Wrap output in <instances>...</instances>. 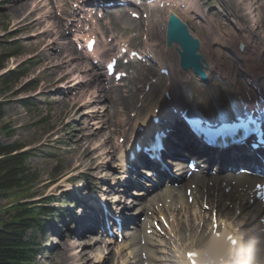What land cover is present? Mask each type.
Instances as JSON below:
<instances>
[{"label": "rangeland", "instance_id": "374dc122", "mask_svg": "<svg viewBox=\"0 0 264 264\" xmlns=\"http://www.w3.org/2000/svg\"><path fill=\"white\" fill-rule=\"evenodd\" d=\"M69 1L0 0V144H18L22 145L23 149H28L30 157L27 165L37 174L36 181L29 186L25 194L14 198L10 195H0V219L3 220L13 214L10 205L16 199H23L22 202L29 200L31 205H46V214L38 216L36 220L41 228L33 231L30 228L25 231V238H31L34 242L33 254L39 253L31 264H81L82 260L73 262L72 259L66 258L70 253L79 251H82L86 258L84 264L97 262L112 264L115 261V255H118L115 253L116 250L120 252L118 256L124 257L126 250L123 247L111 246L112 243L106 245L105 242L97 241L91 249H86L88 243L94 241L92 238L94 236L87 234L83 237L77 236L79 239L73 251L69 250L71 246L68 247L71 243L70 239L77 235L75 234L78 231L77 226L81 222L79 217L84 201L82 203L78 193L80 196H88L92 188L96 192H101L103 187L105 194L110 198L111 193H106L110 192L108 189L118 186L124 179L120 176L119 162L114 157L110 158L112 154L110 146L115 144L119 136L114 134L113 123H110L104 115L107 103L104 100L94 101L95 94H91L89 90L95 84L84 83L82 77L78 76L79 73H76L74 64L70 62V56L62 57V54H58L62 47L60 45L69 41L64 30L65 21L71 13L69 3L72 0ZM193 1L191 0L190 3ZM219 1L214 0L211 6L213 11L218 9ZM59 3L62 5L59 6ZM227 3L233 9H237L239 14H243L244 18H249L251 23H258L259 29L257 28L255 33L257 38L254 37V39L262 44L264 12L256 10L254 5L255 8L252 7L251 0H227ZM56 9L59 10V14L55 11ZM146 11L145 14H149ZM231 14L234 15L233 12ZM121 15L135 20L136 24H128L130 21L124 19L115 25L109 24L108 21L106 24H101L100 28L105 30L104 33L106 30L111 31L115 38L127 37L134 47L143 46L144 41H147L146 26L141 20L130 18L127 13ZM58 21L64 26L62 30L66 40L55 34ZM148 23L149 21L147 25ZM228 28L230 29V25ZM149 46L150 44H147V51L150 49ZM214 48L212 45L211 49ZM49 53L54 54L50 59ZM95 67L99 66L95 65ZM125 68L136 71V76L133 78L130 76L122 86L123 90H134L133 106L136 107L137 96L143 92V85L148 79L147 75L153 74L154 71L152 68L139 64ZM15 70L26 73L16 79H6V75ZM65 75L66 77L61 78ZM104 92L108 93L105 89ZM131 109L130 107L127 110L129 117H132ZM121 128L125 131L126 125ZM107 137L109 140L104 142L103 140ZM103 142L104 147L93 151L95 146ZM116 143L124 142L118 140ZM85 148L90 152L91 159L83 156ZM90 161L93 165H89ZM80 163L82 165H79ZM123 190L126 193L123 201H119L120 206L126 211H131L133 208L129 209L130 207L127 206L139 195L133 193L132 186ZM27 195L32 198H27ZM60 214H64L61 220ZM207 225L209 224L206 220L195 222L191 235H189L190 231L183 232L178 244L185 247L196 244L198 238L208 240ZM231 226L236 230L237 226ZM57 230L63 233L58 234ZM65 234L67 237L64 236ZM66 240H69L68 244ZM57 248H64L65 254L61 255L59 251H56L59 250ZM97 254L99 255L96 258ZM169 255L166 254L170 257ZM254 262L264 264V258L261 255L255 258Z\"/></svg>", "mask_w": 264, "mask_h": 264}, {"label": "bare ground", "instance_id": "6f19581e", "mask_svg": "<svg viewBox=\"0 0 264 264\" xmlns=\"http://www.w3.org/2000/svg\"><path fill=\"white\" fill-rule=\"evenodd\" d=\"M251 1H252V7L256 6V10L258 9L259 11H262L264 4H262V5L259 4L261 2V0H251ZM191 4L195 9L192 11L193 15H195L196 12L201 11V9H200L201 5H199V2L197 0H194ZM145 8H148V7H145ZM169 11H172L181 20L185 21L188 25V28H189L191 34L194 37L199 39L200 50H201V53L203 55V58L207 61V63L209 64L210 67H213L214 72H218L222 75L230 77L231 81H229L227 83H223L220 86V84L217 83V81L211 75L210 78L208 79L209 82H207V84L206 85L204 84L205 86H203V85H199L197 83L195 75L191 71L186 70L183 72L179 69L178 58H177V55L174 51V47L173 46L172 47H166L163 39L161 38L162 36H164V26H165V22H166V16H167ZM148 12H149V14H148L149 18L147 21H149V23H148L149 25H147L146 35H148L150 41L154 44V48H156V50H154V48L150 45L149 46L150 49L147 52L151 55V57L155 58V61L157 62V65L159 66L158 68L165 67V66L168 68V75L162 76V75H159L158 73L155 74L156 82L149 84V89L147 92L144 93L143 98H142L141 103H140V106L138 108H135L133 106L134 94H135L134 90H129L127 96H123L121 94L120 90H118L117 88H114V87H112L109 91L107 90L108 93L104 92V90L102 89L103 87H101V83H100L101 79L103 78L101 72L98 69H96L95 67L91 66V64L89 62H86V60H88V58L90 56L88 53H86V52L82 53L81 51L77 52L76 48L71 46L70 42H67L66 44H61L60 46H62V47L60 48V52L58 53V54H62V57H66V55L70 56V58H71L70 62L72 64H74V67L77 70L76 73H79L78 76L82 77V79L84 80V83L94 82V84H95V85H93L94 87H92L89 90V92L91 94H95L94 95V98H95L94 101L99 102V101L104 100L107 103V107H106L104 115L107 117V120L110 121V123L111 122L113 123V125L115 127V133L114 134H117L119 137L124 136V138L127 140V141L125 140L126 144H127L126 148L125 147L122 148L121 145L116 143L118 141L117 139L119 137H117V139H116L117 141L115 142V144H111V146H110V150L112 152L110 158L113 159V157H114L115 159H117V161L120 164V166H119L120 170H122V171H123V165L127 162L126 161L127 160L126 159V157H127L126 153H127L128 149L130 148V146L132 145L133 141L138 139L140 136L145 138L149 134L150 129L153 128L152 124H150L148 122L149 117L152 116L151 115L153 112L152 110L154 108H157L159 110L161 108H164L165 99L162 97V95L164 94L165 91L174 92L176 90H180L183 94L187 95V97L193 103L200 105V106H203L201 108L205 109V108H210L207 106H208L209 100L211 99V97H213L214 94L222 96V91L220 88L228 87L232 91L236 89L235 86L232 84V81H234L236 78V74H237L236 70L233 69L232 64H230V63L225 64L224 60H221L219 55H218L219 58H217V56H216L217 60L214 59L215 57H214V54H212L211 49L206 48L203 44V41L207 39V36L205 34L202 36L201 32L200 31L198 32L199 28L197 27V24L195 23L194 20H192V18L188 15V13L182 12L181 10H178L176 8H173V7H166L163 9H158L156 7V8L148 9ZM157 13H159V14H157ZM110 15L112 17V20H114L113 24L119 22L120 20H124V19L130 21V23H128V24H131V25L136 24L135 20L127 19L123 15H120L119 17L114 16L112 13H110ZM232 16L236 17L235 15H232ZM187 17H188V19H187ZM209 18L212 19L211 15L209 16ZM209 18H205V22L203 24L208 28V30L210 31V35L212 36V34L215 33V28L212 27ZM189 19L191 20L190 22L188 21ZM238 21L239 22L243 21V18H239ZM57 23H59V24L57 25V30H56L55 34L62 36L63 39L66 40L63 31L66 29H69V27H66V29L62 30L64 28L63 24H60L59 21ZM214 26L216 27V25H214ZM161 27L163 28L162 30L160 29ZM54 28H56V26H54ZM239 34L242 36L244 35L243 33H239ZM210 35H208V37H211ZM233 35H234V33L229 31V34H228V40L229 41L228 42L232 43V39H233L234 44H236L238 42L243 43V45L245 47L244 48L245 54H239L238 56L242 57V59L244 61L243 66L246 68L248 75L253 77L257 74L259 75L261 73H264V62H263V66L259 65V63H258L259 58H260V53L262 51L261 48L258 46H255L252 41L250 42L249 41L250 38L243 37V38H245V40H243V38H239L237 36L234 38ZM229 36H230V38H229ZM202 39H203V41H202ZM222 43H223V41H222ZM101 45H102L101 47L107 46V45H103V43ZM145 48L147 49V46ZM97 50H98V47L95 46V53L97 52ZM46 51H50V50L46 49ZM52 56H54V54H51V53L48 54L49 59ZM108 56H109V54L102 55V58L104 59V61L107 59ZM80 57H82L83 59H82V61L78 62V58H80ZM206 73H212V71L206 69ZM64 77H66V75L61 77V78H64ZM152 77H154V75H152ZM166 80L169 83L168 85L165 83ZM121 81H123V80H121ZM237 91H240L239 88H237ZM246 93H249L250 96H253L251 89H249V91H246L244 89V92L239 93V94L244 99H247ZM135 98H136V96H135ZM94 101H93V103H94ZM130 107L132 108L131 111L135 112L134 117L128 116L127 110ZM104 123L106 124L107 122H104ZM179 124H181L180 121H178V119H175L172 117L165 123V127L170 129V131L168 132L170 139L167 138L168 141L166 142V146H167L169 151L174 149L173 141L176 138H180V139L188 138V136L186 134L181 132V131H183V129H180L178 127ZM125 125L128 126L127 131H124L121 128L122 126H125ZM137 125H140V127H142V131L147 130V132L145 131L146 133H144L142 131H138L137 127H136ZM100 127H101V125H100ZM177 128H178V131L181 130L180 134L177 132ZM91 135H93V133H91ZM134 135H135V138H134ZM171 139H172V141H170ZM108 140H109V137L105 138V140H103V141L107 142ZM104 142L100 143L98 146H95L93 151L100 149L101 147H104L105 146ZM175 147H177V146H175ZM90 155L91 154H90V152H88L87 148L83 149V156L84 157L90 158ZM179 156L180 157H186L187 155H185V156L179 155ZM231 156H232L231 157L232 159L227 160L225 162V164H229V165L232 164L233 165L234 162L241 161V160H239V158H238L239 156L236 153L234 155H231ZM137 157H138L139 161H141L142 156L138 155ZM137 157H136V159H137ZM93 159L94 158H92V160ZM91 164L92 163L90 161L89 165H91ZM79 165H82V163H80ZM86 167L90 168L88 166H86ZM131 167H134L133 163H131ZM180 167H181V165H179V168ZM222 167H224V166H222ZM179 168L178 169L176 168V169L178 172H181V169H179ZM108 177L110 178L111 176H108ZM113 177L115 179V176H113ZM224 177H226V176H224ZM231 180H236L237 185L235 187L231 188L230 194H225L224 189L226 187L230 186ZM223 181L226 182L225 188H221V182H219L218 178H215V183L218 182V184L215 186V188L203 186V178H198V179L190 178L185 183V186H189L191 183H196L195 191H199V190H203V189L207 188V191L204 193L206 204L211 203V208H213L215 213H217V215L216 214L214 215L215 217L212 220L213 225L209 224L206 226V230H207L206 232L209 231V234H210L212 229H214L215 232L219 233V237L212 235L206 241L199 240L201 238H198V241H196L197 242L196 244L199 247L198 251H197L198 252L197 253L198 254L197 261L199 264L208 262L210 260H214L218 263L219 258H222V260L225 261L231 255L232 248H230L228 243L225 241V237L231 233L230 232V224L228 223V220H230L231 212L229 210H227L224 207V205L219 206L220 198H222V197H220V195L226 196L229 200L234 201L233 202L234 211L240 210L245 205H247L246 202H244V197H243L242 202H238L237 206H236V200L239 199L240 196L242 197L241 189L244 188L245 184L252 183V180L248 177H237V178L226 177L223 179ZM108 190L110 191L111 195L112 194L114 195L115 193H119L120 195L118 196V198H119L118 201H120V202L123 201V197L125 196L124 194L126 192L122 190V187L117 186V188H115V189L110 188ZM215 191L217 192V195L213 194V192L215 193ZM180 192H181L180 187L177 190H175V188L173 189L172 187H167V188L163 189L162 191H160L159 192L160 194H155L153 196L148 195L145 200L144 199L143 200L137 199L135 202L132 201L133 203H135L134 204V208H135L134 210L137 213H141V212L146 213V211L149 210L150 206H152L156 202V200L164 201L165 199L169 198L171 206H169L168 208H165L164 213L172 218L171 221H170V219L169 220L167 219V222L170 225V230H171L170 233L176 231V229H177L176 226H178V227L180 226L179 227V234L183 235L184 234L183 232H187V231L189 232L190 231L189 235H191V233L193 231V230L191 231L193 225H191L190 223H193L194 215L192 216L191 214H189L188 217L186 215V213L189 212L191 208L187 205H184L183 208H181V210H176L175 208L174 209L172 208V206L176 207L175 201L181 200V198L183 197V195H181ZM142 194H144V192L141 193V196H142ZM194 200L197 201L196 196H194ZM131 205H132V203H131ZM253 205L255 207L247 205V207L252 208L251 219H255V217H257V212L260 208V205L257 203H254ZM127 207H130V205ZM152 209H153V211H156L155 208H152ZM101 216L104 217L105 214L103 212H101L100 210H97V212H95V214L93 215L94 222H96L95 223L96 225L94 223H93L94 225L92 223H89V224H92V225H89L86 222V223H84V228L89 226L90 231L93 229L95 230V229L99 228L98 226L102 225L104 222V221H101L99 219ZM136 220H137L136 216L133 217V219L131 217L129 220L131 225L129 227H134L133 224L135 225ZM236 220H237V218H236ZM146 221L149 222V219L147 218ZM243 221H245V220L243 219ZM173 222L176 224V226L174 225ZM142 225L144 227V224H142ZM132 229H133L132 233L127 234L128 237L126 240V241H134L130 245H134L136 243L135 242L136 239H138V237H140L143 233H145L143 230L141 231V225L139 226V228L135 227ZM87 235H89V234H87ZM64 236L67 237L66 234ZM77 236L83 237L86 235H85V233L83 235H75L73 238L70 239V241H71L70 244H68L69 240H66V244H68V247L71 246L69 249L70 251H73L75 244L78 242L79 238ZM146 236H147V234H143L144 239L146 238ZM92 238L94 239V241L89 242L88 243L89 245L86 247V249L87 248L91 249V247H93L97 241L98 242L102 241L101 238L100 239L94 238V237H92ZM147 239H149V237H147ZM178 239H179V237H178ZM260 240H261L260 241V247L258 248L257 251L262 250V252H264V238H261ZM123 243H125V242H123ZM160 244H161V242H160ZM189 245L192 246V244H189ZM135 248H136V246L131 248L128 252L132 255V258L134 259V264H140V263L143 264V262H145V261L146 262L149 261L150 262L149 264H152L153 260L152 261L149 260V257H150L149 253H153V249H155V248H153L152 246H149L148 244L146 246H140V250L145 251L147 253V258H145V259L138 257L137 251L135 250ZM57 249H59V248H57ZM249 250H250V248L247 250V253L249 252ZM56 251L57 252L59 251L61 253V255L65 254L64 248H61V249L56 250ZM257 251L255 252L256 254H257ZM81 252L82 251L72 252L66 258L72 259L73 262H78V261L82 260L83 262L81 264H84V260L86 258L83 256V254ZM98 255L99 254H97V256H95V257L97 258ZM139 255H141V254H139ZM228 260H230V258ZM96 264H100V262H97Z\"/></svg>", "mask_w": 264, "mask_h": 264}, {"label": "trees", "instance_id": "16d2710c", "mask_svg": "<svg viewBox=\"0 0 264 264\" xmlns=\"http://www.w3.org/2000/svg\"><path fill=\"white\" fill-rule=\"evenodd\" d=\"M11 74L15 73L11 72L9 77ZM21 149L18 144H0V195L14 198L25 194L37 178L27 165L30 153ZM10 207L13 214L0 219V264H30L33 248L32 242L24 236L25 231L38 224L37 217L46 209L41 205L20 203V199H16Z\"/></svg>", "mask_w": 264, "mask_h": 264}, {"label": "water", "instance_id": "95a60500", "mask_svg": "<svg viewBox=\"0 0 264 264\" xmlns=\"http://www.w3.org/2000/svg\"><path fill=\"white\" fill-rule=\"evenodd\" d=\"M177 43L179 48L176 51L179 54L180 66L184 69L191 68L193 71L204 78L202 65L203 58L198 52V41L190 35L186 25L170 14L167 20L166 44L170 46Z\"/></svg>", "mask_w": 264, "mask_h": 264}, {"label": "snow or ice", "instance_id": "6c2138e0", "mask_svg": "<svg viewBox=\"0 0 264 264\" xmlns=\"http://www.w3.org/2000/svg\"><path fill=\"white\" fill-rule=\"evenodd\" d=\"M192 255H193V254H190L189 258H192Z\"/></svg>", "mask_w": 264, "mask_h": 264}]
</instances>
